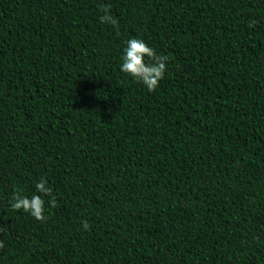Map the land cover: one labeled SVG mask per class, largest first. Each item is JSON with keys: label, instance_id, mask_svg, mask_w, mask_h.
Segmentation results:
<instances>
[{"label": "trees", "instance_id": "1", "mask_svg": "<svg viewBox=\"0 0 264 264\" xmlns=\"http://www.w3.org/2000/svg\"><path fill=\"white\" fill-rule=\"evenodd\" d=\"M131 38L168 58L154 91ZM41 179L46 219L12 210ZM0 241V264H264V0H0Z\"/></svg>", "mask_w": 264, "mask_h": 264}, {"label": "clouds", "instance_id": "2", "mask_svg": "<svg viewBox=\"0 0 264 264\" xmlns=\"http://www.w3.org/2000/svg\"><path fill=\"white\" fill-rule=\"evenodd\" d=\"M108 11V7H105L104 12L106 14L101 16L100 20L105 23L110 22L115 26L117 21L107 15ZM123 51L120 70L131 78L142 82L148 91H154L158 87L159 81L164 77L168 58L159 55L154 48L137 38L129 39ZM35 189L36 192L30 198L15 193L9 202L10 208L17 211L22 210L36 220L44 221L46 217L44 215L45 200L43 197H51L48 201L51 207H55L56 199L52 194V189L47 186V182L43 179L36 182ZM83 226L85 229L89 228L87 222ZM3 246V242L0 241V248Z\"/></svg>", "mask_w": 264, "mask_h": 264}]
</instances>
